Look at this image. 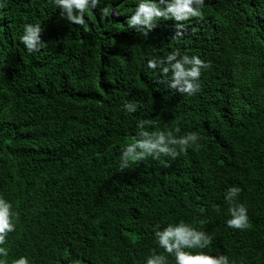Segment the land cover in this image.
Here are the masks:
<instances>
[{
    "label": "trees",
    "instance_id": "1",
    "mask_svg": "<svg viewBox=\"0 0 264 264\" xmlns=\"http://www.w3.org/2000/svg\"><path fill=\"white\" fill-rule=\"evenodd\" d=\"M0 264H264V0H0Z\"/></svg>",
    "mask_w": 264,
    "mask_h": 264
}]
</instances>
